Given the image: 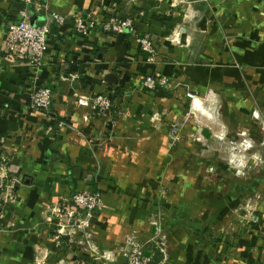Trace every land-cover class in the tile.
<instances>
[{
	"label": "crops",
	"instance_id": "obj_1",
	"mask_svg": "<svg viewBox=\"0 0 264 264\" xmlns=\"http://www.w3.org/2000/svg\"><path fill=\"white\" fill-rule=\"evenodd\" d=\"M32 1L0 0V264H118L128 235L144 244L153 264H264V235L258 232L264 222L248 225L235 251H219L222 245L209 250L204 244L207 219L180 214L192 206L191 185H174L162 195L156 170L151 176L143 168L146 159H163V153L133 151L136 166L127 162L135 143H151L154 149L163 144L164 119L184 108L177 100H165L168 89L142 91L139 81L146 75L214 89L223 111L226 103L232 107L231 124L241 129L239 136L246 135V128L264 132V0H133L120 5L123 14L133 17L136 32L151 36L156 54L147 62V53L127 33L95 28L81 36L71 19L59 26L49 23L52 12L100 21L109 0H40L39 11ZM22 9L30 23L48 24L36 72L24 51L3 46L6 25ZM70 72L78 75L72 82L64 79ZM37 86L51 89L46 111L28 106ZM97 94L110 99L104 111L76 102L78 96ZM165 114L162 120L156 117ZM97 167L104 179L84 184ZM9 179L14 184L10 190L3 188ZM95 187L102 211L98 221H90L89 243L110 259L97 258L88 243L78 246V231L65 229L66 209H76L65 207V200ZM150 195L156 203L165 201L166 213L177 219L173 223L166 217L171 226L154 244L159 251H147L152 246L145 243V216L152 207L143 201ZM54 209L65 213L58 219ZM58 220L61 228L53 231Z\"/></svg>",
	"mask_w": 264,
	"mask_h": 264
},
{
	"label": "rangeland",
	"instance_id": "obj_2",
	"mask_svg": "<svg viewBox=\"0 0 264 264\" xmlns=\"http://www.w3.org/2000/svg\"><path fill=\"white\" fill-rule=\"evenodd\" d=\"M131 18L133 19V17ZM134 30V33H127L133 36L134 41L143 35L152 41L147 32L139 35L136 28ZM135 43L138 46L137 42ZM155 54L153 46L151 57L153 58ZM148 57L147 54L146 62ZM149 76L156 79V75ZM160 76L162 75L157 77ZM144 77L139 81L142 91L150 92L156 89L167 91L168 89V94L163 95L165 100H174L173 104L177 100L183 104L185 109L177 111L167 120L164 119L167 114L156 116L161 120L164 119L166 123L165 137L160 138L163 144L156 145L154 149L151 143L145 142L144 145L135 143L136 147H132L128 151L127 162L131 167L136 166L135 161L131 158L133 151L140 153L145 151L148 153L146 155L161 151L163 159H146L143 164L144 170L148 171L151 176L156 170L155 180L156 185L160 187L159 193L165 195L166 192L173 190L174 185H191L194 193L192 206L180 209V214L207 219L208 238L204 240V244L208 246L209 250L216 251L221 245L219 251L236 248L237 239L248 230V225L264 222V132L259 127L256 129L246 128V135L239 136L238 132L241 129L231 124L232 121L234 123V118L230 116L233 113L232 107L226 103L227 109L223 111L222 100L214 89L213 91L212 89L206 90L196 86V83L192 84L191 81L189 83L179 82L167 78L166 75L163 76L165 79L162 84H155L149 88L143 83ZM194 98L198 100H194ZM194 107L205 113H201ZM241 137L244 138V142ZM148 144L149 147H147ZM159 146L161 147L159 148ZM96 169L95 172L87 175V180L90 182H84V184L94 185L100 179H104L99 175V167ZM13 185V180L9 179L3 188L10 190ZM6 193L8 195L10 192ZM75 193L90 195L89 199L95 203L94 207L89 210L93 211L91 216L87 215L89 211L73 204L71 196ZM149 198L143 202L149 201L150 206L154 208L153 210L151 208L145 216L148 227L146 232L148 240L145 243L152 246L147 251H159L154 247V244L160 241L162 235L169 233L171 225L167 220L170 217L173 219V216L166 213L165 201L156 203L151 195ZM66 204L69 207L74 206L76 209H71V211L75 210V212L69 213L71 212L69 209L66 211L65 209H54V216L60 219L61 215L63 216L66 212L65 229L72 228L74 232L78 231L80 240L75 239L74 242L84 248L83 244L89 243L90 237H92L89 231L90 221L93 218L98 221L101 217L102 195L100 190L95 187L92 190L82 189L73 192L65 200V207ZM166 217H168L167 220ZM175 220L173 219V223ZM50 223L53 224L52 217H50ZM57 225L58 227H53V231L61 228L60 221ZM236 226L239 229L237 235L229 236L228 232L235 230ZM212 232L213 235L210 234ZM258 232L263 236L264 226L258 228ZM262 239L264 238L262 237ZM142 247L144 248V244ZM98 251L97 249L99 254Z\"/></svg>",
	"mask_w": 264,
	"mask_h": 264
},
{
	"label": "built area",
	"instance_id": "obj_3",
	"mask_svg": "<svg viewBox=\"0 0 264 264\" xmlns=\"http://www.w3.org/2000/svg\"><path fill=\"white\" fill-rule=\"evenodd\" d=\"M30 0H25L29 2ZM133 0H109L107 14L105 18L99 20L88 19L84 20L80 13H72L69 17L57 13H50L49 23L55 26L62 25L68 18L72 20L74 31L83 36L91 29H99L105 33H134L135 25L133 19L126 14H123L119 9L120 5H125ZM33 9L39 11L43 8V3L40 0H33ZM141 15V13H140ZM49 32L48 24L43 23L35 25L29 22L28 14L24 9L18 12L17 19L6 25L3 46L5 49H19L28 55L27 64L36 72L41 65V57L45 49L47 34ZM141 51L148 54V61H152L153 43L146 35L135 39ZM78 77L77 73L70 72L65 76V80L72 82ZM155 80L147 75L144 77V84L147 87H153L155 84H162L164 77L155 76ZM69 85V84H68ZM51 99V89L48 86L33 87L29 94L28 106L35 110L46 111L49 107ZM76 102L80 105L89 106L91 110L104 111L110 105V99L107 95L97 94L92 97L78 96ZM90 195L75 193L71 196V201L74 205L80 206L87 211L94 207V201L89 199ZM93 211L87 212L91 216ZM85 246V244H83ZM88 247L92 253L100 259H110L108 252L102 251L97 253V247L88 243ZM122 261L118 264H153L150 253H145L142 243L135 239L132 235H128L124 239V244L121 248Z\"/></svg>",
	"mask_w": 264,
	"mask_h": 264
},
{
	"label": "trees",
	"instance_id": "obj_4",
	"mask_svg": "<svg viewBox=\"0 0 264 264\" xmlns=\"http://www.w3.org/2000/svg\"><path fill=\"white\" fill-rule=\"evenodd\" d=\"M206 226L207 225H203L202 227L199 228L201 230V232H204L206 230Z\"/></svg>",
	"mask_w": 264,
	"mask_h": 264
}]
</instances>
